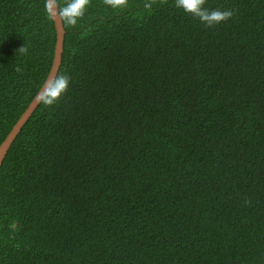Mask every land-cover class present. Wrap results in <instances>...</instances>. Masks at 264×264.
I'll return each instance as SVG.
<instances>
[{
	"label": "trees",
	"instance_id": "16d2710c",
	"mask_svg": "<svg viewBox=\"0 0 264 264\" xmlns=\"http://www.w3.org/2000/svg\"><path fill=\"white\" fill-rule=\"evenodd\" d=\"M55 1L0 264H264V0ZM56 41L47 0H0V145Z\"/></svg>",
	"mask_w": 264,
	"mask_h": 264
},
{
	"label": "water",
	"instance_id": "95a60500",
	"mask_svg": "<svg viewBox=\"0 0 264 264\" xmlns=\"http://www.w3.org/2000/svg\"><path fill=\"white\" fill-rule=\"evenodd\" d=\"M51 17L55 22L56 32H57V41H56V48H55V56L52 64V68L50 70V73L48 75L47 80L41 87L40 91L36 95V97L32 100L26 111L23 113V115L20 117V119L17 121V123L12 128L11 132L8 134L6 139L1 143L0 145V166L10 148L13 141L15 140L17 134L21 130L22 126L26 122V120L31 116V114L34 112V110L37 108L39 103L41 102L44 95L49 91L51 86L53 85L56 76L59 71V67L61 64L62 59V53H63V46H64V35H65V29L63 26L62 18L59 14V10L56 4L55 0H47Z\"/></svg>",
	"mask_w": 264,
	"mask_h": 264
},
{
	"label": "clouds",
	"instance_id": "9594fccd",
	"mask_svg": "<svg viewBox=\"0 0 264 264\" xmlns=\"http://www.w3.org/2000/svg\"><path fill=\"white\" fill-rule=\"evenodd\" d=\"M81 2H83V0H81ZM229 15H230L229 12H214L213 13V17L216 20H222V19L226 18Z\"/></svg>",
	"mask_w": 264,
	"mask_h": 264
},
{
	"label": "snow or ice",
	"instance_id": "6c2138e0",
	"mask_svg": "<svg viewBox=\"0 0 264 264\" xmlns=\"http://www.w3.org/2000/svg\"><path fill=\"white\" fill-rule=\"evenodd\" d=\"M181 2L186 4V6L190 9L194 7L193 0H181Z\"/></svg>",
	"mask_w": 264,
	"mask_h": 264
}]
</instances>
